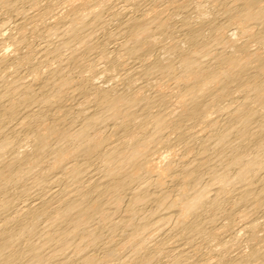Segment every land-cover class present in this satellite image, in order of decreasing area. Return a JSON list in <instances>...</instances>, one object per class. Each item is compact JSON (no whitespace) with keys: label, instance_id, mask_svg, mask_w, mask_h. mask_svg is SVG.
Segmentation results:
<instances>
[{"label":"bare ground","instance_id":"obj_1","mask_svg":"<svg viewBox=\"0 0 264 264\" xmlns=\"http://www.w3.org/2000/svg\"><path fill=\"white\" fill-rule=\"evenodd\" d=\"M0 264H264V0H0Z\"/></svg>","mask_w":264,"mask_h":264}]
</instances>
